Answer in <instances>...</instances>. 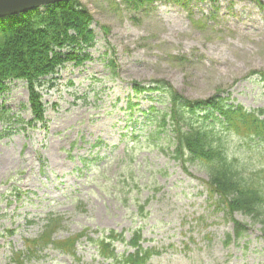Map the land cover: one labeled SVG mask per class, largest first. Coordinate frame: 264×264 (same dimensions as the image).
I'll use <instances>...</instances> for the list:
<instances>
[{"label":"rangeland","instance_id":"1","mask_svg":"<svg viewBox=\"0 0 264 264\" xmlns=\"http://www.w3.org/2000/svg\"><path fill=\"white\" fill-rule=\"evenodd\" d=\"M80 2L93 14L96 43L84 65L69 63L41 88L46 122L26 123L24 81L0 96L26 121L0 122V264H15L12 252L50 214L63 217L57 239L84 229L94 239L123 232L119 253L134 251L128 241L139 228L142 245L160 251L147 264H264L262 224L235 213L248 231L226 244L234 223L209 196L206 170L175 159L170 129L157 131L155 117L145 116L152 105L166 110L168 98L132 88L164 79L191 99L222 90L229 103L264 107V83L252 74L264 71V0ZM227 139L246 170L264 168V146ZM76 253L48 248L28 264L109 262L86 237Z\"/></svg>","mask_w":264,"mask_h":264},{"label":"trees","instance_id":"2","mask_svg":"<svg viewBox=\"0 0 264 264\" xmlns=\"http://www.w3.org/2000/svg\"><path fill=\"white\" fill-rule=\"evenodd\" d=\"M93 22V14L80 0H63L20 14L0 16V96L10 82L24 81L32 114L26 122L11 114V109L3 101L0 102V122L10 125L14 117L18 122L34 126L46 122L41 88L48 82L54 83V78L49 76L53 77L69 63L78 67L90 59L87 50L96 43ZM110 66L114 70L113 60ZM252 74L258 75L264 83L263 70ZM132 88L137 94L157 91L163 98H168L170 106L166 110H158L152 105L145 116L155 117L156 130L162 128L167 132L170 129L175 159L185 167L190 162L206 170L208 179L204 184L209 196L211 199L215 197L218 208L234 223V232L226 235L225 243L240 240L248 231L247 224L235 219V213L261 223L264 229V168L246 170L245 165L230 155L227 139L230 134L264 146V107L246 108L229 103L228 97L220 94L222 90L207 98L191 99L178 93L164 79L146 85L134 82ZM134 105L139 104L129 100V106ZM62 222L61 215L47 216L41 232L33 238H25L24 250L13 251L11 260L15 264H28L44 256L43 252L48 248L79 259L76 252L83 237L95 246L103 261H109L108 264H147L160 253L155 248L142 245L139 228L133 231L128 241L134 248L129 253L116 251L115 243L126 242V239L123 232L114 229L96 239L88 236V229L57 239L56 233Z\"/></svg>","mask_w":264,"mask_h":264},{"label":"water","instance_id":"3","mask_svg":"<svg viewBox=\"0 0 264 264\" xmlns=\"http://www.w3.org/2000/svg\"><path fill=\"white\" fill-rule=\"evenodd\" d=\"M63 0H0V16L35 9Z\"/></svg>","mask_w":264,"mask_h":264},{"label":"bare ground","instance_id":"4","mask_svg":"<svg viewBox=\"0 0 264 264\" xmlns=\"http://www.w3.org/2000/svg\"><path fill=\"white\" fill-rule=\"evenodd\" d=\"M29 10H30V9H27V10H25L24 12H26V11H29ZM22 12H23V11H21V12H17V13H19V14H20V13H22Z\"/></svg>","mask_w":264,"mask_h":264}]
</instances>
